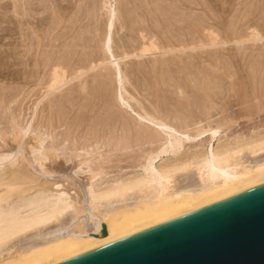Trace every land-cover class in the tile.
Instances as JSON below:
<instances>
[{"label": "rangeland", "instance_id": "obj_1", "mask_svg": "<svg viewBox=\"0 0 264 264\" xmlns=\"http://www.w3.org/2000/svg\"><path fill=\"white\" fill-rule=\"evenodd\" d=\"M125 1L0 0V158L10 155L15 157L17 150L19 152L29 135L35 141L43 143L51 156L58 155L67 166L73 165V162L83 163L76 170V177H80L78 180L81 183L85 180V183L95 189L94 191L97 190L96 192L107 189L112 183L115 185L120 180L122 184L135 182L147 176L145 167H148L149 158L157 157L161 151L157 150V144L146 141L143 143L133 134L135 141L133 135L125 130L126 124L132 128L137 126V115L133 110L143 113L142 108L155 110L158 107L157 110L167 111L172 118L176 116L183 118L185 115L191 118L188 105L194 101V104L199 103L198 106L205 104L212 107L210 101L215 97L213 94L218 96V99L217 96L214 99L216 103L214 109H210L213 110L210 111L213 126L211 124L205 126L206 128L202 127V130L193 127L197 131L192 127L188 128L190 139L183 141L184 146L182 145L180 152L174 156L162 155L156 159L155 167L158 170L171 171L175 167L184 168L194 161L200 162L210 148L222 152L227 149H245L244 147L249 144L264 141V13H262L264 9L261 8L264 7V3L261 0H169L172 2L156 0L169 9L173 5L175 19L181 17L186 19L187 25H184L188 34L190 33L189 37L193 38L191 46L198 48L197 51L191 52L193 57L188 60L185 72L175 71V77H178L174 79L171 71L161 72L159 68L157 69L159 71L155 70L156 72L149 70L160 59L159 55L138 57L139 59L133 57L127 60L120 58L122 50L120 48L118 50L119 35L125 33L120 31L123 16L126 14L139 23H142L144 20L142 17L145 15L149 20L151 18L143 8L135 9V5L143 6L148 0H132L127 1L128 3ZM181 2L187 9L177 10L182 6ZM117 3L120 7H116L114 14ZM127 5L128 7L131 5L129 13L124 9ZM149 6L148 8H151ZM119 16L122 18L119 19ZM111 23H113L111 37L115 57L109 52L107 55L106 47ZM100 29L103 33L107 32L104 37ZM133 36L134 39L129 35L124 36V40L127 45H133L130 48L135 51L132 52L130 48L128 50L134 56L140 54L142 46L138 44V36L135 34ZM75 41L83 44L80 46L77 42L79 45L77 47ZM67 42L72 46H65ZM85 51L91 53L92 57H97L90 71V66L83 68L82 63V66H79L82 56L89 57ZM116 57L119 58V64L123 68L121 69L124 78L123 87L117 79V68L114 63ZM144 61L147 62L146 69L139 72V76L138 72H134L135 70L127 75L132 68L131 64L136 67L137 63ZM162 73L166 74L170 81L167 85L160 86L157 84L161 81ZM79 74H84L85 77L77 78ZM156 76L159 79H156ZM174 84L182 86L181 90L184 94L178 96L174 91ZM207 94L211 96L209 97L211 100L209 98L207 100ZM120 95H123L127 105L122 104ZM174 113L180 114L174 116ZM150 114L152 118L155 117ZM132 117L135 118L133 121ZM150 128H154L153 132L148 130L152 134L155 133L156 137L165 138L167 136L165 131H170L169 128L153 126ZM26 131H29L27 137L24 136ZM147 149L151 152H147ZM180 175V173L171 174L172 187L179 185ZM86 176L90 180L87 181ZM145 185L143 186L146 188L142 186L143 192L149 190L151 186V184Z\"/></svg>", "mask_w": 264, "mask_h": 264}, {"label": "bare ground", "instance_id": "obj_2", "mask_svg": "<svg viewBox=\"0 0 264 264\" xmlns=\"http://www.w3.org/2000/svg\"><path fill=\"white\" fill-rule=\"evenodd\" d=\"M127 1L130 2L132 0H126L125 2ZM261 1L264 3V0ZM155 2L156 0L155 1L148 0V2H145L146 4L144 3L145 5L143 6L135 5V9L136 7L143 8V10L147 11L146 12L148 13L147 15L151 16L149 20L147 16L143 13L145 16L142 17L144 19L142 20V23L141 22L139 23V21L132 20V18H129L126 14L122 18L120 17L122 16V13L120 14L119 19L122 18L120 31L121 32L125 31L124 35L122 34L119 35L120 44L118 45V50L119 48L122 50L120 58L122 60H127L133 57L135 59L138 57L142 58V57L159 55L161 56L160 59L152 67H150L149 70L154 72L159 68L161 72L162 70L164 72H166V70L167 72L171 71L174 74L173 76L174 79H177L178 76L175 77L174 72L176 71V73H181L182 70H184L185 72L187 68L188 60L191 59V57H193L191 52L197 51L198 48L195 45H194L195 47L191 46L193 45L191 44L193 38L191 39L189 37L190 33L188 34L187 28L184 25L186 24L185 23L186 19L183 17L176 19L174 18V13H173L174 6L172 5L170 7L171 9H169L168 7H165V5L162 6L161 4L157 3L158 0L156 2L157 4ZM168 2H172V1L168 0ZM148 6L151 8H148ZM116 7L117 8L120 7L119 3L116 4L115 8L113 7L114 10L116 9ZM129 7L128 5L127 7L124 6L126 13H129L131 10ZM177 7L178 6H176V8ZM178 8L177 10L179 11L180 9L181 10L187 9L183 3L182 6ZM261 8L264 9L263 6ZM115 12L116 10L114 11V14ZM114 14L111 15L112 22L114 20L113 19ZM261 16L263 15L261 14ZM263 17L261 19H263ZM112 27H113V23H111L110 29L108 26L109 29L108 38H107L108 43L106 47L108 49L107 55L109 52L111 55H113V57H115L113 54L114 49L112 47L113 46V38L111 37ZM99 28L100 26L98 27V29ZM117 29L119 31V26L117 27ZM100 30L102 32V29ZM106 33L102 32V37H104V34L106 35ZM100 34L101 33H99L98 35L101 37ZM134 34L138 36L139 43L138 41L133 40ZM127 35L133 37L132 40L142 46L140 54L133 56L132 53L128 50L133 45L131 46L128 44L129 45L128 47L127 43L124 40V36ZM77 42L76 44L78 45L79 42L78 43ZM81 44L83 43H79L80 46ZM70 45L68 43L65 46H70ZM79 45L77 47H79ZM69 49L73 50L72 48ZM88 49L90 48L88 47ZM70 50L68 51L71 52ZM133 50L134 49H132L131 51L133 52ZM90 54H88L89 57L82 56L83 57L82 60L79 58L80 65L79 63H77L80 67L83 64L84 65L83 68L84 67L87 68L88 66H90L89 71L91 70V66L94 64V62H96L95 59L97 58V57L95 58L94 56L92 57ZM114 59H115L114 60L115 66L117 68L116 69L118 76L117 79L121 87H123L122 83L124 78L121 71V69L123 68L121 67L122 65L119 64V60H118L119 58L116 57ZM146 63H147L146 61L137 63L136 67L134 64H131L132 68L131 69L129 68L130 71L126 70L129 71L127 72V75H130V73L135 70L134 72H138V76H139V72H143L146 69L145 68ZM140 67H142V69ZM83 76L85 77L84 74H79L77 78H81ZM166 76H167L166 74L162 73L161 81H159L157 85L160 86L167 85L168 81L170 80ZM156 79L159 78H157L156 76ZM177 85L178 84L173 86L175 93L178 96L182 95L181 93L184 94V92H182L181 90L182 86L179 87ZM214 95L215 97L217 96L216 94H213V97ZM119 97L122 104L127 105L123 98V95H120ZM209 97L211 96L208 95L206 97L207 100L209 99L211 100V98ZM216 98L218 99V96ZM214 99L213 101L212 100L210 101L211 103L209 102L212 107L206 106L205 104L204 105L200 104V106H198L199 103L194 104V101L193 103H191L192 105L189 103L190 105H188L187 108L189 109L190 106L189 111L191 114L190 113L189 114L191 115V118L187 117L186 115L183 118L179 116L177 117L176 115L177 114L179 115L180 113H174V116L176 117L173 116L174 118H172V116L169 115L167 111L165 112V110H161V109H160L161 111L157 110L159 109L158 107L155 110L149 109L150 111L146 110V108L145 109L142 108L143 113H140L141 111L136 112L133 110V112L136 113L137 115V121L136 120L135 121L138 127L137 126L133 128L129 127L126 124L128 122H126L125 130L128 133H131L132 135L134 134L136 136L135 138L141 139L142 142L146 141L147 143L150 144H155V145L157 144L156 148L161 152L158 154L157 157L149 158L148 167H145L146 168L145 174L147 173V176L143 177V179L135 182L129 181L130 183L128 184H122L120 183L121 181L120 180L117 184L113 185L112 183L113 186L111 185V187L109 188L107 187V189H103L98 192H96L97 190L94 191L95 189L93 190L88 185V183H85V180L84 182H82L85 184H82L80 180H78L80 177L79 178L76 177V170L80 168L83 163L73 162L72 163L73 165L67 166L65 163L61 161V159L58 158V155L57 157L51 156L44 147V144L35 141L34 138L32 137H29L28 135L29 131H26L24 136L27 137L28 135V137L27 138L24 137L25 140L23 145L21 146V148L19 146L20 148L19 152L17 150V154L18 153L19 154L18 155L14 154L15 157H12L10 155L0 158V264H62L66 261L79 257L85 253L96 250L98 248L104 247L115 241L139 234L143 231H146L163 223H167L169 221L178 219L185 215L201 210L212 203L226 199L238 192L247 191L256 186L264 184V141L256 142L255 144H251V145L247 144L248 146L244 147L245 149L243 148L227 149V150H222V152L210 148V150L204 155L205 157L200 162L198 161L195 163L194 161V163L189 164L184 168H182L183 167L182 166V167H175L174 170L171 171H164V170L162 171V170H158L155 167L156 159H158L162 155L174 156V154L180 152L182 145L184 144L183 141L190 139L191 134L188 133L187 131L188 128L196 127L197 130H202V127L204 128L205 126L206 127L211 126L212 113H210V111L213 110L210 109H214L213 106L216 105ZM128 107L130 108V106ZM92 109L93 108H91V110ZM195 109H197V111H195ZM128 110L129 109H127V111ZM150 113H152V115H154L155 117L152 118L150 116L151 115ZM129 116L131 115L129 114ZM168 118L171 121L167 120ZM134 119L135 118L132 117V121ZM213 123L216 122L213 121ZM169 124L171 126H169ZM151 126L159 127L163 129L169 128L170 131H165V134L167 135L165 138L156 137V135L154 136L155 133L152 134L153 132L152 130L154 128L151 129L150 128ZM172 126L175 128H173ZM148 129L152 132L150 133ZM129 138L131 137L129 136ZM141 141L139 142L140 144ZM150 144H149V148H150ZM140 147H142V145ZM148 150L149 149H147V152H151V150L150 151ZM36 154L39 157L34 156ZM173 173L181 174L180 175L181 181L179 185L176 187H174L175 185H173L172 187L171 186L172 183H170L171 180L170 177L171 174ZM87 177L88 176H86V178ZM88 180L90 179L87 178V181ZM148 184H151L149 190L147 191L145 190L146 192L145 191L143 192L142 189L146 188L143 185L147 186ZM103 226L106 227V231H107L106 237H102Z\"/></svg>", "mask_w": 264, "mask_h": 264}, {"label": "water", "instance_id": "obj_3", "mask_svg": "<svg viewBox=\"0 0 264 264\" xmlns=\"http://www.w3.org/2000/svg\"><path fill=\"white\" fill-rule=\"evenodd\" d=\"M62 264H264V184Z\"/></svg>", "mask_w": 264, "mask_h": 264}]
</instances>
